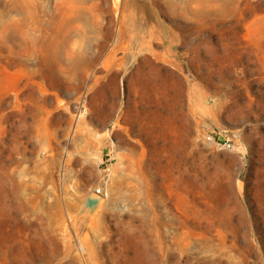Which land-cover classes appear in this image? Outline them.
<instances>
[{"label": "rangeland", "instance_id": "1", "mask_svg": "<svg viewBox=\"0 0 264 264\" xmlns=\"http://www.w3.org/2000/svg\"><path fill=\"white\" fill-rule=\"evenodd\" d=\"M0 264H264V0H0Z\"/></svg>", "mask_w": 264, "mask_h": 264}, {"label": "bare ground", "instance_id": "2", "mask_svg": "<svg viewBox=\"0 0 264 264\" xmlns=\"http://www.w3.org/2000/svg\"><path fill=\"white\" fill-rule=\"evenodd\" d=\"M159 102H147L146 104L138 105V102L134 104L133 115H132V122L131 126L135 129H141L145 121H147V113L151 111L153 106L157 107ZM117 125H119L117 123ZM54 192L53 190H51ZM54 198H57V195L54 192Z\"/></svg>", "mask_w": 264, "mask_h": 264}, {"label": "built area", "instance_id": "3", "mask_svg": "<svg viewBox=\"0 0 264 264\" xmlns=\"http://www.w3.org/2000/svg\"><path fill=\"white\" fill-rule=\"evenodd\" d=\"M226 145H229V143H225Z\"/></svg>", "mask_w": 264, "mask_h": 264}]
</instances>
